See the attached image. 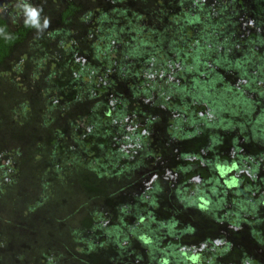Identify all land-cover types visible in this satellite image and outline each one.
I'll list each match as a JSON object with an SVG mask.
<instances>
[{
    "label": "trees",
    "instance_id": "obj_1",
    "mask_svg": "<svg viewBox=\"0 0 264 264\" xmlns=\"http://www.w3.org/2000/svg\"><path fill=\"white\" fill-rule=\"evenodd\" d=\"M43 1L46 2V0ZM59 1L64 5L61 11V24L64 26L52 31L48 30V34H44V36L45 39L51 40V37L60 35V39L67 38L70 45L67 48L68 55L62 58L60 64V67H65L64 80L58 81L51 75L47 85L61 83L56 87L59 89L64 84H67L66 86L72 83L77 84V87L72 88L75 93H73L71 101L66 100L61 106L63 114L68 113L66 106L70 103L82 104L85 107V111L77 117L75 125L72 124L75 128L73 141L76 148L71 150L73 154L67 163L72 165L79 162L83 168L88 169V162H84L85 156H90V153L96 151L95 155L103 152L105 155L110 154L112 162L115 161V167L112 164L115 172L111 167L108 169L103 167L105 172L99 173V176L102 174L124 176L129 170H136L144 165L152 153L153 161L157 163L158 157L155 152L148 149V143L152 139L147 135L153 136V133L158 132L167 141H175L174 138L182 135L179 129L183 126L181 123L183 114L175 107H178L180 102L183 106L182 112L191 117L189 113L192 110L189 111L191 106L188 101L194 102L192 92H195L196 86L201 87L199 75L213 74L209 79V82L212 81L210 85L203 87L201 92L196 89L197 98H204L210 94L218 96L221 87L223 90L224 88L233 90L230 88L231 86L227 87L228 84L227 86L225 84H222L221 87H219L220 85L216 86L214 82L221 78L220 72L214 71L215 64L220 68L224 66V69L232 66L236 70L238 69L241 76H248L246 72H248V67L251 68V65L242 67L238 64L239 59L236 54L240 52L243 59L252 61L255 58L258 60L259 64L255 68L262 69L264 75V48L258 50L256 42L249 37V34L238 36L240 32H238L237 21H234L233 17L227 13L233 11L236 4L244 9V0H214L216 2L214 5L211 4L213 0H97L100 4L103 3L101 9L103 12L107 10L104 3H108L107 7L109 6L110 11L108 19L110 26L102 24L103 21H101L98 26L99 35L98 33L92 35L89 29H82L91 13H77V3H85L87 0ZM91 1L95 0H89V2ZM253 1L255 10L252 9V12L255 15L264 13V0ZM21 2L25 7L33 4V0H21ZM235 10L242 9L236 8ZM1 11L2 6H0V64L4 63L14 48L25 41L26 36L32 30L36 29V27L25 23L26 14L18 13L14 17L16 22L14 24L17 26H12ZM42 22L43 17L39 15V25ZM144 28L147 29V32H143ZM130 33L136 36L127 35ZM100 34L102 35L100 36ZM237 36L246 38L239 43L236 41ZM26 41L29 49L35 48V44L40 42L37 41L33 44L27 38ZM84 44L87 47L81 49ZM80 54L88 55L89 59L82 62L77 58V56H81ZM178 65H182L184 69L180 66L178 72L174 70ZM173 70L174 72H172ZM85 71L87 73L86 85L81 86L79 77H83ZM184 71L198 75L190 78L193 83L171 79V77H178L184 80L186 76ZM179 72H181L180 76H178ZM166 73H170L171 77L166 76ZM251 78L247 80L245 86L251 91L260 88L262 92V84H254L258 77L253 75ZM187 88L189 91L185 92L184 90ZM220 94L222 95V93ZM135 96L142 98L137 99L139 104L134 102ZM240 99L239 95L235 97L229 94V98L224 100L230 108L228 114L223 115L226 121L219 122L218 118V123L223 127L238 126L239 129L235 132V137L239 134L243 135L244 128H247L246 125L251 123V133L249 134L260 135L259 137L264 140V126L260 121L251 122L250 119L243 116L239 120L233 121V115L238 112L237 105L240 101L242 102ZM70 107L72 108V106ZM46 109L50 118L45 116L49 121L59 117L55 116V105H49ZM239 111L245 114L250 112L247 105L240 106ZM174 113L177 116L175 119L173 118ZM126 117L127 119H125ZM198 118L200 121L203 120L201 117ZM73 120L70 119V121ZM163 121L172 124L163 123L162 125ZM130 127L133 128L132 131L129 130ZM183 128L185 129V127ZM144 129L147 130L146 134L142 132ZM252 130L254 131L252 132ZM255 131L261 132L257 134ZM187 134L182 135L181 138ZM249 134L246 137H249ZM55 142L56 140L49 144L48 161L51 164L60 157L59 153L57 154ZM128 144L143 146L141 148L129 147ZM133 150L135 152H132ZM261 153L264 156V151ZM90 159L99 161L98 158L91 156ZM128 161L130 164L124 167ZM180 162L185 164L187 160L179 161L177 159L176 166ZM59 163L61 165L57 164L55 171H60L64 167L61 159ZM96 166L99 167V164L96 163ZM91 167L93 168L92 165ZM70 168L76 171L80 170L75 166ZM256 172L257 169H250L247 173L227 176L224 178V182L220 178L219 180L217 177L213 178L211 191L202 195L203 197L199 201L192 196H185V193L181 196L178 195L179 202L183 203L182 209L178 210L180 213L178 219L167 217L164 214L155 194L147 199L141 194L138 195L136 190L131 192L127 185L122 187L117 185L113 179H109V181L106 179L108 185L104 184L106 188L103 196L107 195L112 200L113 197L119 195V191L128 192V194L122 196L123 201L121 205L119 204L120 206L115 204V201L112 207L109 206V215L114 212L116 214L115 219L112 218L115 220L112 225L105 227L104 217L100 218L99 213L94 211V215L97 217H94L93 220L99 221L95 225L99 237L97 234H90L89 240L77 251L88 253L90 257H94V261L101 255L108 257L106 260L108 264L114 261V258H116L115 262H119V264H239L247 257L240 258V254L234 257L237 252L238 239L242 236L241 230H245L243 234L246 236L245 238L261 240L263 237L258 224H256L257 219L247 221L246 212L242 210V208H247L250 214L255 210H262L259 203L264 194L260 193L259 195L262 194V197L256 198L251 193V190L258 193L261 184L264 187V176L260 177L256 175ZM58 174L60 172L56 174V177L52 176V181H56ZM233 178L236 180L233 182L235 187L231 186ZM157 179H148L147 183L158 186ZM42 186L45 192L50 194L52 201L58 199L59 202H63L62 199L71 191L70 185L66 187V182L59 183L58 189L53 184L54 189H48L47 184ZM161 189L158 186L157 190ZM41 199L42 197L36 201L38 205L44 203V201H40ZM200 202H204L203 205L200 206ZM227 203L233 204L236 209L225 210L224 206ZM150 204L156 207L149 209ZM187 207L194 208L191 210L194 213L188 214L189 210L185 211ZM116 208L117 211H114ZM183 212L187 213V218L197 217L198 213L205 217L203 221L210 229L204 231L201 239H196L200 233L198 226L193 222L184 221L185 218L181 215ZM244 222L248 227H240ZM87 223L91 225L89 219ZM218 227L227 231L232 239H226L222 234L223 229L221 232L215 233ZM147 235L148 238H146ZM131 236L141 240L140 243L144 247L142 250L134 247L131 252H127V247L134 245ZM125 241L126 244H122ZM252 257H254V253H250V257L247 258L248 264H264V261L254 260Z\"/></svg>",
    "mask_w": 264,
    "mask_h": 264
},
{
    "label": "rangeland",
    "instance_id": "obj_2",
    "mask_svg": "<svg viewBox=\"0 0 264 264\" xmlns=\"http://www.w3.org/2000/svg\"><path fill=\"white\" fill-rule=\"evenodd\" d=\"M214 3H216L214 0L211 1L212 5ZM77 5V13H91L90 18L84 23V27L82 26L83 30L89 29L92 35L95 33L99 35L98 26L101 21H103L102 24L110 26L108 3H104L107 8L105 12L101 10L103 3L100 4L97 0L91 2L87 0L85 3H77ZM0 6H2L1 12L4 13L12 26H17L14 24V17L18 13L26 14V7L21 0H0ZM31 7L40 10V17H43V22L40 28L32 30L26 38L33 44L40 41L39 44H35V48L29 49L25 38L23 43L12 50L4 63L0 64V124H2V128L0 126V264H108L106 263L108 257L106 258L101 255L94 261V257H90L88 253L77 251L89 240L90 234L98 233L95 225L99 221L93 220L94 217H97L94 215V211L99 213L98 216L100 218L104 217V225L108 227L115 222V212L109 215L113 202L115 201V204L121 205L123 201L122 196L128 194V192L119 191V195L113 197L114 199L112 198V200L107 195L103 196L104 189L106 188L104 184L108 185L106 179L108 181L109 179H113V181L117 182V185H121L122 187H124L123 185H127L131 189V192L132 190H136L138 195L141 194L147 199H150L155 194L158 203L163 208L164 214L167 217L178 219L180 216L178 210L182 209L183 203L179 201L177 204L174 203L177 194L175 185L177 183H173L170 175L174 174L172 170L177 163L176 154L179 153V150L175 151L172 148L177 150L176 146L181 145L182 150H187L191 141H183L180 135L174 138L180 140L173 145L172 142L167 141L158 132L153 136L149 134L147 137L152 139V141L148 143L150 145L148 149L155 152V155L158 157L157 163L153 161L152 153L144 165H141L136 170H129L124 176L114 174H109L110 177L103 174L99 176V173L105 172L103 167L106 169L111 167L113 169L112 164L113 166L115 164L114 160L112 162L111 155H105L104 152L96 155L97 151L92 152V154L90 153L91 157L98 158V162L91 160L90 156H85L84 162H88V169L83 168L79 162L72 165L71 163H67V160H70L71 154H73L71 150L76 148V144L73 141L75 136H73L75 121L85 111V107L82 104L70 103L66 106L68 113L63 114L61 106H63L66 100L68 102L71 101L72 95L75 93V90L72 88L77 87V84L72 83L69 86L64 84L62 88L58 89L56 87L61 83L48 86L47 81L51 75L58 81L64 80L65 67H60V64L62 58L68 55L67 48L70 42L67 38L62 37L60 39V35H56L54 38L51 37V40L45 39L44 36V34H48V30L52 31L64 26L61 24V11L64 5L59 0H46V2L43 0H33ZM236 8L242 10L236 11ZM249 11L251 12L249 13ZM227 13L233 17L234 21H237L238 32H241L240 26L248 18L246 14L251 15L253 12L251 5L246 2L244 9L236 4L233 11H228ZM241 14L244 15L239 17ZM238 17L243 18L240 19L241 22ZM45 19L48 20V26L43 28ZM143 32H147V29L144 28ZM127 35L136 36L133 33ZM239 38L242 39L237 38L238 40L236 41L240 43L246 37ZM86 47L87 45L84 44L81 49H85ZM87 56L81 55L77 56V58L85 62L86 59H89ZM213 68H217V64ZM176 70L178 72V69ZM180 73H178V76H180ZM86 76L87 73L85 71V75L79 77L81 86L86 85ZM256 83L260 82H254V84ZM199 84L201 87L197 88V90L201 92L202 88L207 87L210 83L208 79L201 78ZM262 87H264V84H262ZM184 91L188 92L189 88ZM222 91L227 92L225 88ZM228 92L235 97L238 94L234 90ZM228 92L220 97L218 105H215V109L218 106L216 115H218L219 122L226 121L222 113L228 114L227 112L230 109L226 105L227 102L225 103L224 101L226 98H229ZM259 92L256 91L257 96L260 95ZM193 93L195 92H192L193 99H196L197 95ZM256 95L253 94L252 96L255 98ZM207 97L209 99L214 97V95L210 94ZM137 99L140 100L142 98L135 96V99H133L135 100L134 102L139 104V100ZM188 103L190 106L195 104L193 101H188ZM239 104L251 106L250 99L245 95H243L242 102L240 101ZM49 105H55V116H59L55 120L51 119L49 121L47 118L49 115L46 107ZM178 107L175 108L182 113L183 108ZM222 107L223 109H221ZM175 117L177 118L174 113L173 118L175 119ZM194 118H191L186 113L184 114L182 117L183 121L181 120L183 126L179 129L182 135H186L192 129ZM25 119L27 120L25 121ZM70 119L74 120L70 121ZM166 121H163L161 124H165ZM209 124L220 123H218L216 116H212ZM54 140H56L57 154L59 153L60 157L51 164L48 161V151L49 144ZM192 141L196 144L198 143V141ZM60 159L64 167L60 171H55L57 169L55 166L60 164ZM90 162H92L93 168ZM96 163L99 164V167L96 166ZM129 164V161L126 162L124 167ZM71 166H75L80 170L76 171L70 168ZM112 171L115 172L114 169ZM58 172L60 174L57 175V179L55 178L56 181H52V176L56 177ZM155 174L158 176V186L162 188L161 190H157V184L152 186V184L147 183L148 179H155ZM229 175L223 174V176L230 177ZM45 181H48V183H45ZM65 182L66 187L70 185L71 191L69 195H65L62 199L63 202H59L58 199L52 201L49 196L50 194H47L42 186L43 184L44 186L47 184L48 189H54L53 184L58 189L59 183L64 184ZM231 186L235 187V184L232 182ZM207 192L196 190V196L189 195L188 193H185V196H192V198L199 201L203 197L199 194ZM251 193L256 198H261L262 194L261 196L259 194H264V188L258 193L251 190ZM40 197H42L40 201H44V203L38 205L36 201ZM203 203L200 202V206ZM222 203L224 204V202ZM200 206L199 209L201 208ZM259 206L262 210H255L251 214L247 208H242L246 212L247 221H255L257 219L258 222L256 224H258L263 237L261 240L245 238L246 236H243L245 230H241L242 236L238 239L239 243L236 245L237 252L234 254V257H237L239 254L240 258L242 256L247 257L242 262H239V264H248L247 258L250 257V253H254V257H252L254 260L264 261V196ZM151 207L156 206L150 204L148 208L150 209ZM192 209L194 208L187 207L185 211L189 210L188 214L191 215L194 213L191 211ZM224 209L235 210L236 208L233 204L227 203ZM114 211H117V208ZM181 215L185 218L184 221L193 222L198 226L200 233L196 239H201L205 233L204 231L210 229L205 221H203L205 217L201 213H198L197 217L191 216V218H187L186 212H183ZM88 219L91 225L87 223ZM242 226L243 228L248 227L246 222L240 225V227ZM221 229L223 228L218 227L215 233L221 232ZM222 234L227 240L232 239L227 231L224 230ZM97 237H99L98 234ZM148 237L147 235L146 238ZM130 238L134 240V243H132L134 245L131 244L132 247H127V252H131L134 247L141 250L144 248L139 238H134L133 236ZM122 244H126V241ZM115 260L116 258L110 264H119Z\"/></svg>",
    "mask_w": 264,
    "mask_h": 264
},
{
    "label": "flooded vegetation",
    "instance_id": "obj_3",
    "mask_svg": "<svg viewBox=\"0 0 264 264\" xmlns=\"http://www.w3.org/2000/svg\"><path fill=\"white\" fill-rule=\"evenodd\" d=\"M246 0H244V3ZM252 9L255 10L254 1L248 0L247 1ZM244 4V5H245ZM244 14H241L239 17H241ZM247 15L248 17L245 22H242V25L240 26L241 32L239 34H249L250 38H253V41L256 42V48L258 50H261L264 48V13H259L253 16ZM239 21L241 22L239 18ZM245 20V19H244ZM244 32V33H243ZM234 39V38H233ZM238 39H242L239 38ZM237 39V40H238ZM240 55V52L236 54V57L238 60V64L242 67L246 65H251V68L248 67V72H245L248 74V76L244 75L241 76L238 72V69L236 70L232 66L229 68L224 69V66L222 68L218 67L214 68V71L220 72V80H217V82H214L217 85H220L219 87L223 86L224 84L230 88H233L234 91H236L241 99L243 98V95L247 96L250 99L251 106L247 105L250 112L249 114H245L243 112L239 111V107H244L242 104H238V112L233 115V121H237L240 118L247 117L250 119L251 122H258L262 123L264 126V87L262 92L261 89L257 88L255 91L249 90L245 86L248 79H252L253 75L258 77L257 81L261 84H264V75L262 72V69L258 70L257 64L258 60L255 58L252 59V61H249L248 59H243ZM175 54L173 55V57ZM244 58H246L244 56ZM241 62V64H240ZM181 66L182 69L184 67L182 65H178L176 69H179ZM210 66V65H209ZM174 70L172 72H174ZM162 71V70H161ZM186 74L184 80L180 78V81L193 83L192 80L190 81V78L192 76H198L196 73L189 74V72H185ZM166 76H170V73H166ZM213 74H209V76L206 75H199L200 78L210 79ZM261 77V79H259ZM173 81L178 80V77H171ZM215 80V78H214ZM210 80V84H211ZM208 84V85H210ZM223 84V85H222ZM199 88L198 86L196 89ZM195 89V90H196ZM226 89V88H225ZM194 90V91H195ZM220 93L222 95H225L227 92H223V88H220ZM256 91H260V95L257 96ZM196 92V91H195ZM218 94V96L214 95V97H211L207 99L208 97L204 98H196L194 99V105L189 107V111L192 110L191 113H189L194 118L193 126L191 131L187 134V136L182 137L183 141L190 142L189 147L187 150H182V146H176L177 150L172 148L175 151L179 150V153L176 154V157L179 161L181 160H187L186 163L188 164H181L175 165V168L172 170L174 174H171L170 177L173 181V183H177L176 186V199L174 200V203L177 204L179 201L178 195H182L183 193H188L189 195H195L196 196V190L197 191H208L210 192L212 189L213 181L212 179L217 177V179L223 181V179L227 176H223V174H230L229 176H237L238 174L247 173L250 169H257L256 175L262 177L264 176V156L261 152L264 151V143L263 139L259 136H253L251 133V123L247 124V128H244V134H239L238 136H234L235 132L238 131V126L230 127H223L221 124H209L211 122L212 116H216L218 120V115H216L217 109H215V105H218V101L220 97H222L221 94ZM230 94V92H228ZM242 93V94H240ZM196 95V93H194ZM228 94V96H229ZM235 94V93H234ZM255 94V98L252 96ZM111 95V94H110ZM194 98V97H193ZM223 104V103H222ZM178 108H182V104L178 103ZM196 106V107H194ZM223 109V107L221 108ZM246 109V108H245ZM183 111V110H182ZM184 116V112H182ZM224 116L226 115L225 112L222 113ZM259 115V116H258ZM205 116L207 119L205 120ZM198 117H201L203 120L200 121ZM252 119H251V118ZM260 117V118H259ZM167 119V118H166ZM164 119V120H166ZM258 119V120H257ZM260 119V120H259ZM168 120V119H167ZM205 120V121H204ZM141 124V123H139ZM165 124H172L170 122H166ZM142 125V124H141ZM214 126V127H213ZM128 127V126H127ZM133 128H129L130 131H132ZM247 129V130H246ZM255 130V129H254ZM252 130V132L254 131ZM242 131V130H240ZM263 131V130H262ZM143 134L147 133V130L144 129ZM243 132V131H242ZM256 132V131H255ZM261 132V131H259ZM259 132H256L257 134ZM248 133L250 136L246 137V134ZM153 133L152 135H154ZM245 135V136H244ZM148 136V135H147ZM182 136V135H181ZM264 138V136H263ZM180 139L171 140L170 142L175 145L176 142H178ZM192 140L198 141V143H194ZM136 146L137 148H141L143 145L141 144H130L129 147ZM148 146H150L148 144ZM255 149V150H254ZM137 150V149H136ZM132 152H135L133 150ZM260 153V154H259ZM230 172V173H228ZM156 173V172H155ZM155 178H158V176L155 174ZM249 177L251 178L250 174ZM169 179V177H168ZM230 179V178H229ZM234 178L232 179V182H235ZM263 184H261L262 190ZM207 192V193H208ZM257 193V191H255ZM206 194V193H204ZM199 194V195H204Z\"/></svg>",
    "mask_w": 264,
    "mask_h": 264
},
{
    "label": "clouds",
    "instance_id": "obj_4",
    "mask_svg": "<svg viewBox=\"0 0 264 264\" xmlns=\"http://www.w3.org/2000/svg\"><path fill=\"white\" fill-rule=\"evenodd\" d=\"M39 15H40V10L33 8L31 6H27L25 23L33 27L40 28L41 25H39L38 23ZM47 26H48V20L45 19L42 27L46 28Z\"/></svg>",
    "mask_w": 264,
    "mask_h": 264
}]
</instances>
